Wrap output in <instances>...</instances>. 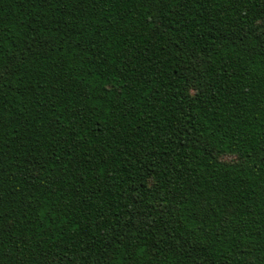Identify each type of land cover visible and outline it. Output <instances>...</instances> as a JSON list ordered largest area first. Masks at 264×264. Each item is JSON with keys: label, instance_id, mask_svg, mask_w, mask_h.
Returning a JSON list of instances; mask_svg holds the SVG:
<instances>
[{"label": "trees", "instance_id": "obj_1", "mask_svg": "<svg viewBox=\"0 0 264 264\" xmlns=\"http://www.w3.org/2000/svg\"><path fill=\"white\" fill-rule=\"evenodd\" d=\"M0 264H264V0H0Z\"/></svg>", "mask_w": 264, "mask_h": 264}, {"label": "rangeland", "instance_id": "obj_2", "mask_svg": "<svg viewBox=\"0 0 264 264\" xmlns=\"http://www.w3.org/2000/svg\"><path fill=\"white\" fill-rule=\"evenodd\" d=\"M226 159H227V160H229L230 158H229V157H227Z\"/></svg>", "mask_w": 264, "mask_h": 264}]
</instances>
